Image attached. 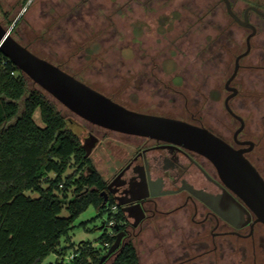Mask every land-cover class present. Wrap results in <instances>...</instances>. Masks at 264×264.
<instances>
[{"label": "rangeland", "instance_id": "obj_1", "mask_svg": "<svg viewBox=\"0 0 264 264\" xmlns=\"http://www.w3.org/2000/svg\"><path fill=\"white\" fill-rule=\"evenodd\" d=\"M25 1L0 0V21L10 28L20 20L12 29L13 36L39 56L132 109L174 113L188 108L206 126L227 136L238 127L224 110L221 90L234 70L236 57L246 49L248 31L230 17L222 0ZM236 4L234 9H242L243 4ZM175 70L186 78L184 83L174 82L179 93L164 86L171 84ZM244 75L242 68L236 82L243 83ZM253 89V94L262 92L259 86ZM51 98L68 126L81 139L86 137L88 121ZM35 120L43 125L39 111ZM258 122L251 125L256 134L264 126ZM262 148L258 146L257 159L264 156ZM93 159L102 171L97 157ZM63 215L68 213L63 211ZM109 220V213L98 215L96 207L90 206L75 221L71 240L62 239L61 247L70 242L78 247L88 240L101 246V235L111 233L105 225ZM82 222H88L92 231L79 227ZM188 229L168 222L162 229L138 231L134 243L141 264H264V226L255 241L256 251L251 241H237L234 250L208 252L194 260H188L192 254L188 256V250L195 242ZM58 259L55 252L43 264ZM112 262L113 258L106 264Z\"/></svg>", "mask_w": 264, "mask_h": 264}, {"label": "flooded vegetation", "instance_id": "obj_2", "mask_svg": "<svg viewBox=\"0 0 264 264\" xmlns=\"http://www.w3.org/2000/svg\"><path fill=\"white\" fill-rule=\"evenodd\" d=\"M222 1L227 9L226 2ZM229 1L236 15L242 20L247 18L249 22V26H243L230 16L245 28L248 34L246 49L243 52L245 55L239 60L238 72L227 84L233 70L221 90L224 92V110L238 127L229 136L216 132L188 108L174 113H144L172 117L208 128L234 148L247 149L245 156L264 177V170L261 168L264 165V156L261 155L258 159L255 156L260 145L263 146L264 154V126L258 134L251 130V125L257 121L264 125V0ZM236 3L243 4L242 9H234ZM256 50L258 52H255ZM243 59L245 63L241 64ZM242 68L245 71L243 83L236 82ZM177 71L171 74V84H164L166 89L173 93L180 92L174 82L184 83L186 80L185 75ZM256 81L259 85L255 84ZM257 86L261 87L262 91L259 95L253 94V87ZM110 97L119 102L113 96ZM227 99L233 113L227 108ZM121 104L132 109L124 103ZM242 121L243 129L236 134ZM88 123V135L82 139V146L86 142L91 148L86 157L91 160L94 169L88 167V170H97L106 182L105 189L101 191V195L102 192L106 194L102 195L104 200L105 196L107 198V202H103L106 212L110 216L122 217L119 224L115 221L113 224L109 223L108 227L116 237L118 233H124L119 248L103 264L111 258L114 260L117 252L126 244L134 243L138 231H143L145 227L162 229L168 222H173L177 228L186 231L188 225V234L195 238L191 249L188 250V256L192 253L188 260L198 259L208 252L224 253L234 250L238 245L237 241H251V247L256 251L255 241L264 225L255 222V215H252L251 221L240 223V227H237L192 192L197 190L212 196L230 194L243 203L224 184L217 168L206 156L171 141L117 132ZM94 157H97L96 161L100 163L102 171L94 164ZM113 225H119L120 229H113Z\"/></svg>", "mask_w": 264, "mask_h": 264}, {"label": "trees", "instance_id": "obj_3", "mask_svg": "<svg viewBox=\"0 0 264 264\" xmlns=\"http://www.w3.org/2000/svg\"><path fill=\"white\" fill-rule=\"evenodd\" d=\"M51 97L0 51V264H43L55 252L59 259L51 264H98L116 239L105 232L101 246L88 240L61 247L90 206L98 215L106 212V182L88 170L94 166L82 139ZM37 111L43 125L35 120ZM121 219L111 215L109 223ZM79 227L92 231L88 222ZM112 264H141L134 243L117 252Z\"/></svg>", "mask_w": 264, "mask_h": 264}, {"label": "water", "instance_id": "obj_4", "mask_svg": "<svg viewBox=\"0 0 264 264\" xmlns=\"http://www.w3.org/2000/svg\"><path fill=\"white\" fill-rule=\"evenodd\" d=\"M224 1L230 16L241 25L249 26L248 19L242 20L233 11L230 1ZM17 21L10 28H6L0 21V51L42 90L94 125L117 132L171 141L206 156L217 168L224 184L244 204L230 194L212 196L202 191L192 192L237 227L251 221L252 215H255V222L264 225V177L245 156L247 149L234 148L206 127L172 117L136 111L115 101L21 43L12 34ZM244 55L242 53L237 57L234 72L227 84L237 74L239 60ZM226 105L231 111L228 99ZM243 126L242 121L236 134ZM83 148L88 156L91 148L86 142ZM102 195H106L105 192ZM106 202L105 196L104 203ZM115 227L120 229L119 225ZM123 235L124 233L117 234L115 242L98 264H103L119 248Z\"/></svg>", "mask_w": 264, "mask_h": 264}, {"label": "built area", "instance_id": "obj_5", "mask_svg": "<svg viewBox=\"0 0 264 264\" xmlns=\"http://www.w3.org/2000/svg\"><path fill=\"white\" fill-rule=\"evenodd\" d=\"M115 221L114 220H111L110 223L113 224ZM72 257V256H71Z\"/></svg>", "mask_w": 264, "mask_h": 264}]
</instances>
